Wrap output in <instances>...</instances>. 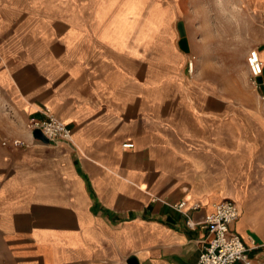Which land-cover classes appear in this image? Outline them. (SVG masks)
I'll return each instance as SVG.
<instances>
[{
    "label": "crops",
    "instance_id": "0c3cea01",
    "mask_svg": "<svg viewBox=\"0 0 264 264\" xmlns=\"http://www.w3.org/2000/svg\"><path fill=\"white\" fill-rule=\"evenodd\" d=\"M252 49L264 64V0H0L9 262L197 264L207 216L230 200L248 247L235 264H264ZM49 116L71 140L34 138L29 120Z\"/></svg>",
    "mask_w": 264,
    "mask_h": 264
},
{
    "label": "built area",
    "instance_id": "2783aa9c",
    "mask_svg": "<svg viewBox=\"0 0 264 264\" xmlns=\"http://www.w3.org/2000/svg\"><path fill=\"white\" fill-rule=\"evenodd\" d=\"M247 63L250 71V79L256 83V79L263 73L264 64L257 49L249 52ZM29 128L33 131L40 129L49 139L50 143H59L71 140L72 129L55 116H49L46 120L31 118ZM5 143V142H4ZM14 145L24 144L20 140H14ZM127 143L125 146H132ZM185 202L175 204L174 207L182 210ZM240 217V211L236 203L230 200L219 202L213 213L207 216L205 224L209 227V237L204 240V246L197 264H235L239 260H246L248 247L242 237L232 231L231 225ZM190 225H193L190 223Z\"/></svg>",
    "mask_w": 264,
    "mask_h": 264
},
{
    "label": "rangeland",
    "instance_id": "374dc122",
    "mask_svg": "<svg viewBox=\"0 0 264 264\" xmlns=\"http://www.w3.org/2000/svg\"><path fill=\"white\" fill-rule=\"evenodd\" d=\"M5 106L3 105V101L0 99V132L5 131L7 127H9L11 124H8L5 120ZM29 124V122H28ZM29 127V125H28ZM0 264H11L8 260L7 253L5 251L4 245L2 243V240L0 238Z\"/></svg>",
    "mask_w": 264,
    "mask_h": 264
},
{
    "label": "water",
    "instance_id": "95a60500",
    "mask_svg": "<svg viewBox=\"0 0 264 264\" xmlns=\"http://www.w3.org/2000/svg\"><path fill=\"white\" fill-rule=\"evenodd\" d=\"M180 35L183 37V40L181 42V45H182V47H184V42H185L184 36H185V32L183 31L182 26L180 27ZM33 136H34V138H36L38 140H41L42 142L49 143V139L42 133V131L40 129L33 130Z\"/></svg>",
    "mask_w": 264,
    "mask_h": 264
}]
</instances>
